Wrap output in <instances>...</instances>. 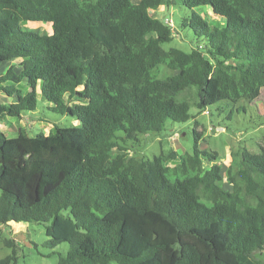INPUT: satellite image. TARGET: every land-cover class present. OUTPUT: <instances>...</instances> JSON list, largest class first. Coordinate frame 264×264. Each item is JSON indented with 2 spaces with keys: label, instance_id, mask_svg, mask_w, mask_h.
<instances>
[{
  "label": "trees",
  "instance_id": "1",
  "mask_svg": "<svg viewBox=\"0 0 264 264\" xmlns=\"http://www.w3.org/2000/svg\"><path fill=\"white\" fill-rule=\"evenodd\" d=\"M177 3L192 11L190 51L163 47L176 29L154 14ZM7 62L16 65L0 75V95L15 102H0V123L42 96L79 124L33 137L0 130V227L44 224L50 248L70 245L58 264H264V146L226 174L200 133L192 153L129 154L168 120L192 118V87L201 112L262 97L264 0H0ZM5 244L14 254L0 264H19L15 241Z\"/></svg>",
  "mask_w": 264,
  "mask_h": 264
},
{
  "label": "rangeland",
  "instance_id": "2",
  "mask_svg": "<svg viewBox=\"0 0 264 264\" xmlns=\"http://www.w3.org/2000/svg\"><path fill=\"white\" fill-rule=\"evenodd\" d=\"M198 13H209V7H199ZM159 18H167L176 29L175 38L171 43L164 44L168 50L172 47L190 51L196 47V40L190 28H183L185 19L192 15V11L181 3L170 8H161L154 13ZM210 14L206 19L214 25H220V18H213ZM24 29L32 30L42 34L51 31V25L47 23L25 22ZM15 62H7L0 65V75L6 73ZM173 75V72L166 66H161V77ZM24 93L28 88L21 86ZM197 89L192 87L186 94L190 98L192 118L186 123H175L171 120L166 122L164 130L160 133H151L141 136L137 145L129 146L131 156L138 159H152L155 155L176 152L179 155L186 152L192 153L195 146L197 133L201 134L198 141L201 150L216 152L217 163L223 167V174H226L229 167L238 169L235 159L244 150L257 153L264 146V91L262 97L254 103L246 100L237 104L222 101L210 106L206 111H200L196 106ZM0 102L10 105L15 99L9 98L6 94L0 95ZM51 105L42 97L39 98L38 108L34 112H25L22 118L8 117L0 123L2 130L8 137L14 138L19 134L20 129L26 130L29 136H36L40 133L48 134L56 127H71L79 124L78 120L68 114L61 115L49 109ZM244 107V110H238ZM170 166H175L178 161L171 160ZM227 188H231L228 183ZM6 239L15 241L16 255L19 264H58L60 256H65L70 245L62 243L56 248L47 245L48 237L44 224L29 222H11L8 227H0V259L14 254L13 248L6 246ZM264 259V254L261 255ZM116 264V263H113Z\"/></svg>",
  "mask_w": 264,
  "mask_h": 264
},
{
  "label": "built area",
  "instance_id": "3",
  "mask_svg": "<svg viewBox=\"0 0 264 264\" xmlns=\"http://www.w3.org/2000/svg\"><path fill=\"white\" fill-rule=\"evenodd\" d=\"M172 24V23H171Z\"/></svg>",
  "mask_w": 264,
  "mask_h": 264
}]
</instances>
